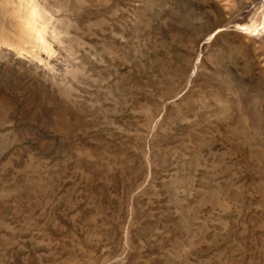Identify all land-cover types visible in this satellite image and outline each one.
Returning a JSON list of instances; mask_svg holds the SVG:
<instances>
[{
  "label": "rangeland",
  "instance_id": "374dc122",
  "mask_svg": "<svg viewBox=\"0 0 264 264\" xmlns=\"http://www.w3.org/2000/svg\"><path fill=\"white\" fill-rule=\"evenodd\" d=\"M0 264H264V0H0Z\"/></svg>",
  "mask_w": 264,
  "mask_h": 264
}]
</instances>
